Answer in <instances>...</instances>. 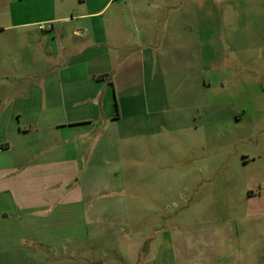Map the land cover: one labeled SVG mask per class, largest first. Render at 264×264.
<instances>
[{"label": "rangeland", "instance_id": "1", "mask_svg": "<svg viewBox=\"0 0 264 264\" xmlns=\"http://www.w3.org/2000/svg\"><path fill=\"white\" fill-rule=\"evenodd\" d=\"M122 1L100 18L107 39L128 44L114 66L150 55L132 69L131 93L118 87L124 119L101 125L113 138L95 145L96 166L81 173L92 220L66 223L65 247L44 250V264H264V51L230 50L234 84L220 91L207 52L160 45L171 13L159 0H141L134 15ZM144 37L152 45L137 44ZM17 262L37 264L24 254Z\"/></svg>", "mask_w": 264, "mask_h": 264}, {"label": "crops", "instance_id": "2", "mask_svg": "<svg viewBox=\"0 0 264 264\" xmlns=\"http://www.w3.org/2000/svg\"><path fill=\"white\" fill-rule=\"evenodd\" d=\"M116 1L0 0V264L5 253L11 264H21L23 254L44 264V250L66 245V223L87 228L92 220L81 173L96 166L95 145L113 138L99 132L101 125L111 128L124 119L118 87L129 92L132 69L146 66L150 55L141 52L114 66L128 44L107 39L100 18ZM140 1L132 0L130 14ZM159 1L171 13L162 22L170 33L160 45L196 56L207 52L220 91L234 84L230 50L264 51V0ZM44 24L51 28L42 31ZM232 30L242 34L231 38ZM246 31H253L255 43L245 44ZM141 94L143 102L145 87ZM145 110L141 105L139 113Z\"/></svg>", "mask_w": 264, "mask_h": 264}, {"label": "built area", "instance_id": "3", "mask_svg": "<svg viewBox=\"0 0 264 264\" xmlns=\"http://www.w3.org/2000/svg\"><path fill=\"white\" fill-rule=\"evenodd\" d=\"M50 28H51V26H49V25H46V24L41 25V30L42 31H45V30L50 29Z\"/></svg>", "mask_w": 264, "mask_h": 264}, {"label": "water", "instance_id": "4", "mask_svg": "<svg viewBox=\"0 0 264 264\" xmlns=\"http://www.w3.org/2000/svg\"><path fill=\"white\" fill-rule=\"evenodd\" d=\"M93 264H103V262L99 261V262H96V263H93Z\"/></svg>", "mask_w": 264, "mask_h": 264}]
</instances>
